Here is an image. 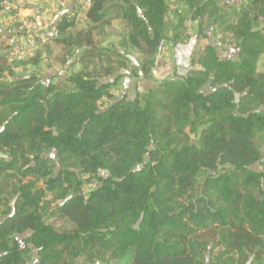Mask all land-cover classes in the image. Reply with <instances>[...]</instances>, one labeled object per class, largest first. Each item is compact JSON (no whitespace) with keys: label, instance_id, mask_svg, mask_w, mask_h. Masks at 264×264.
Masks as SVG:
<instances>
[{"label":"trees","instance_id":"1","mask_svg":"<svg viewBox=\"0 0 264 264\" xmlns=\"http://www.w3.org/2000/svg\"><path fill=\"white\" fill-rule=\"evenodd\" d=\"M5 1L15 0H0V110L12 112L0 120V182L16 173L24 207L0 221V264H26L29 249L19 241L25 234V244L38 251L35 264L83 258L90 264H247L251 256V264H264V161L257 145L264 140V0H93L82 17L63 15L57 36L15 64L5 53ZM218 3L230 10L229 19L219 20L239 51L233 60H220L205 34ZM113 13L143 57L132 73L143 80L169 26L175 35L181 31L176 17H192L189 30L210 44L193 50L185 76L134 102L113 98L124 77L105 79L124 69L127 58L95 41ZM48 45L76 60L61 83L46 87L39 81ZM205 86L213 91L206 94ZM106 98L112 102L99 108ZM49 152L56 160L44 156ZM259 163L261 171H254ZM31 178L61 200L48 217L43 193L25 184ZM52 217L76 230L57 231L48 224ZM213 244L222 251L208 261Z\"/></svg>","mask_w":264,"mask_h":264},{"label":"rangeland","instance_id":"2","mask_svg":"<svg viewBox=\"0 0 264 264\" xmlns=\"http://www.w3.org/2000/svg\"><path fill=\"white\" fill-rule=\"evenodd\" d=\"M130 1L133 5H137L136 0ZM226 2L230 5H241L245 2V0H226ZM124 3H126V1ZM124 6L127 7V5L125 4ZM210 11L212 12V17L211 19H208L209 27L205 29V34L211 38V44L213 46H216L220 60L224 61L236 59L239 52L235 48L236 43L232 40L233 37L230 34H224V32L222 31L223 26H221L222 20H219L222 16H225L226 19H229L230 10L218 3L214 7L210 8ZM178 12L180 11L174 10L173 14L176 16ZM118 18V13L111 14L108 18L109 24H106L101 27L97 31L95 36L97 46H100L102 41H107V37H110L113 42L112 44H110V46L113 45V49L121 52V54L127 58V61H124L126 65L124 69H117L115 71L114 76L105 79V83H111L114 82L119 76L124 77L123 82L120 81V84L118 85L116 91H112L114 93L113 98L118 97L122 100L134 102L138 96L147 93L149 89L155 88L161 82L179 76L183 72V70L176 64L177 51L179 52L178 45L189 46L190 44H193L194 49H198L210 44L208 39L199 43L197 38L195 37V34L191 33V30H189V24L193 22L190 21L191 19H193L192 17L190 19L187 15H184L182 17H176L179 21L181 31H179V33L175 35V27H173L172 24L169 26V31L166 35L165 42L162 44L160 51L157 55V62L152 68L151 73L149 74V79L144 81L141 79V72H139V77H135L133 75L135 74V72L137 73L138 70L141 68L140 65L143 62V57L132 46H130L128 40L130 29L122 28V25L120 24ZM114 25L117 27L115 33H119L118 38L114 35V32H111L112 30L114 31L112 27ZM109 32H111V34L108 36ZM187 35L189 36L187 37ZM42 58L45 60V65L43 70L40 72L39 82L41 83V85L48 87L52 82L55 84L62 82L66 74L71 71L72 66L74 65L76 60V55H73L71 57L66 56V52L64 50H61L60 48H57L55 46L48 45L44 47V50L42 52ZM155 70L157 71L156 74ZM130 74L131 79L127 77V75ZM26 75H22L20 77H27ZM212 91L213 89H210L209 86H205L204 92L206 94H209ZM111 102L112 99L106 98L101 102L99 108L104 109ZM11 112L12 110H10L9 108H2L0 110V120L6 121L8 117H10ZM257 145L264 161V140H260ZM44 156L48 159L56 160L55 153H45ZM5 157H7V155H5ZM29 158L30 160L28 163H34L33 156L30 155ZM261 167V163L256 164L255 166H253V170L260 172ZM58 172L59 169H55L52 173L57 175ZM30 182L35 183L36 193H43V200L41 202V206L45 207V209L47 210L49 206H51L50 211H47L48 217V215H51L52 209L61 204L59 196L48 192L41 179L31 178L27 180L25 184H28ZM20 185L21 183L16 173L5 175L4 178L1 180L0 221L4 220V218L10 215V213H15L20 206L22 207L24 205L23 202L20 200L18 194V189ZM48 224L54 226V228L59 232L72 233L76 230L74 224H72L68 220H62L58 217L50 218ZM26 236L27 235L25 234L19 237L22 249H29L27 252L25 251L26 264H35L38 261V251L34 249L31 245L25 244L24 241ZM214 245L215 244L210 245V250L206 256V259L208 261L215 260L219 256V253L222 251V248L220 246L214 247ZM253 258L254 256H251V258H249L246 263L251 264ZM78 264L90 263L83 258L78 261ZM107 264H121V262L109 261Z\"/></svg>","mask_w":264,"mask_h":264},{"label":"built area","instance_id":"3","mask_svg":"<svg viewBox=\"0 0 264 264\" xmlns=\"http://www.w3.org/2000/svg\"><path fill=\"white\" fill-rule=\"evenodd\" d=\"M4 7L10 15L5 19V53L9 64H15L33 58L39 46L57 36L55 24L63 13L80 18L91 10L93 0H15L5 1Z\"/></svg>","mask_w":264,"mask_h":264},{"label":"crops","instance_id":"4","mask_svg":"<svg viewBox=\"0 0 264 264\" xmlns=\"http://www.w3.org/2000/svg\"><path fill=\"white\" fill-rule=\"evenodd\" d=\"M116 23V22H115ZM1 21H0V28H1ZM3 26V25H2ZM5 26V25H4ZM6 27V26H5ZM114 31L112 30L111 32L113 33L114 32V35L118 38L119 37V33L116 32L115 33V30H116V26H112ZM111 32L108 33V36L111 34ZM112 40L110 39V37H107V41H102L101 43V46L102 47H107L108 45L112 44ZM191 45L189 46H182V45H178V48H179V52L177 51V57H176V64L178 67H181L182 70H183V74L181 73L178 77H182L184 76V74L186 73V69H188L190 67V54H189V51H188V48L190 47ZM193 50H194V47L192 46ZM157 73V71L155 70V74ZM127 77L129 79H131V74L130 75H127ZM145 81V80H144ZM139 90V89H138Z\"/></svg>","mask_w":264,"mask_h":264},{"label":"water","instance_id":"5","mask_svg":"<svg viewBox=\"0 0 264 264\" xmlns=\"http://www.w3.org/2000/svg\"><path fill=\"white\" fill-rule=\"evenodd\" d=\"M72 9V8H71ZM70 9V10H71ZM69 10V11H70ZM65 14H67V12L66 13H63V15H65ZM141 15V14H140ZM142 16V15H141ZM188 51H189V54H190V58H191V54H192V52H193V48H192V46H190L189 48H188ZM191 62V61H190Z\"/></svg>","mask_w":264,"mask_h":264},{"label":"flooded vegetation","instance_id":"6","mask_svg":"<svg viewBox=\"0 0 264 264\" xmlns=\"http://www.w3.org/2000/svg\"><path fill=\"white\" fill-rule=\"evenodd\" d=\"M195 37L197 38V36L195 35ZM211 40V38H210ZM191 46H193V44H190ZM191 63V62H190ZM191 69V64H190V67L188 69H186V73L184 74V76L188 73V71ZM142 79V78H141ZM143 80V79H142Z\"/></svg>","mask_w":264,"mask_h":264}]
</instances>
